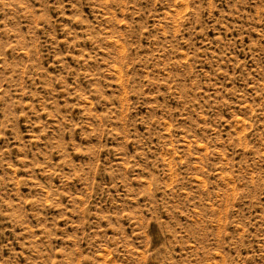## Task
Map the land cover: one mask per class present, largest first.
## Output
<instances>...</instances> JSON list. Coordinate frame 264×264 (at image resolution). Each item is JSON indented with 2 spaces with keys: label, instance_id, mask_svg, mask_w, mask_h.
Returning <instances> with one entry per match:
<instances>
[{
  "label": "rangeland",
  "instance_id": "1",
  "mask_svg": "<svg viewBox=\"0 0 264 264\" xmlns=\"http://www.w3.org/2000/svg\"><path fill=\"white\" fill-rule=\"evenodd\" d=\"M0 264H264V0H0Z\"/></svg>",
  "mask_w": 264,
  "mask_h": 264
}]
</instances>
